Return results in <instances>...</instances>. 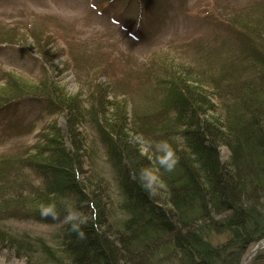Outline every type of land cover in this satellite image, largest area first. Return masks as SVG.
I'll return each instance as SVG.
<instances>
[{"label":"rangeland","instance_id":"1","mask_svg":"<svg viewBox=\"0 0 264 264\" xmlns=\"http://www.w3.org/2000/svg\"><path fill=\"white\" fill-rule=\"evenodd\" d=\"M260 26H264V0H0V231L59 245L64 224L26 218L7 202L43 190L42 174L28 161L38 149L57 143L61 132L69 149L72 123L83 169L79 180L86 181L87 190L93 189L99 198L101 228H110V239L117 231L132 236L131 263L140 255L137 261L142 264H172L177 253L167 234L158 238L142 233L146 231L143 224L123 226L129 217L124 205L129 191L122 180V165L109 156L106 126L118 133V126L126 124L124 132L138 143L132 147L148 156L150 163L157 142L171 137L181 141L184 125L175 109L182 98L192 102L193 96L205 109L193 88L197 85L212 104L208 116L218 122L210 120L228 132L224 108L239 98L231 85L254 81L264 87V80L257 81L258 74L264 76ZM10 32L14 35L9 36ZM24 82L42 87L48 95L27 93ZM53 89L74 97V114L64 108ZM229 154L226 146L219 148L222 164L228 162ZM253 157L236 166L233 181L241 180L245 192L263 194L264 172L256 178L246 172L245 166L249 171L260 166L257 160L252 162ZM228 169L235 172L233 166ZM177 178L169 182L178 185ZM17 184L23 186L15 192L12 188ZM161 190L157 192L161 199L168 194L175 198L166 187ZM174 191L185 193L179 188ZM68 199L77 202L71 194ZM196 200H187L178 211L186 212L189 219L200 216V211L218 219L211 203L205 205L207 210L198 209ZM83 205L84 213H93ZM259 205L264 206V199ZM225 238V234H213L209 243L220 245ZM114 243L121 248L120 242ZM256 245L246 246L243 260ZM260 251L244 264L263 263ZM0 264H27V260L0 244Z\"/></svg>","mask_w":264,"mask_h":264},{"label":"trees","instance_id":"2","mask_svg":"<svg viewBox=\"0 0 264 264\" xmlns=\"http://www.w3.org/2000/svg\"><path fill=\"white\" fill-rule=\"evenodd\" d=\"M261 27L264 26L259 28L260 32H263ZM8 34L14 35L13 32ZM258 78L257 81L264 80L261 74H258ZM253 82L249 81L246 86L244 82L236 81L231 85L236 89L239 98L237 103L234 101L235 104L231 106L226 103L227 107L224 108V119L229 123L228 132L220 129L210 120L213 118L218 122L217 118L208 116L207 112L212 104L202 94L201 87L197 88L196 85L193 88L197 98L202 97V104H205L206 110L199 108L193 96H190L192 102L184 98L180 100L182 104L176 107L175 111H179L178 119L183 120L181 141L174 137L169 138L168 141L175 149L179 163L174 172L163 174L166 190H169L175 198L168 194L167 199H161L157 193L149 194L141 186L137 178L138 172L143 167L151 166L148 156L142 155L138 148L132 147L134 143L136 145L138 143L129 132H124L123 127L125 128L126 124L123 127L118 126L120 129L118 133L113 131V127L106 126L110 131L106 139L109 156L122 165L125 172L122 180L129 191V199L124 204L129 217L124 221L123 226L143 224L146 231L141 230L142 233L151 232L158 238L167 234L171 240L168 243L172 244L177 253L172 264H240L246 246L257 244L264 238V206L259 205L260 200L264 199V193L245 192L241 180L233 181L238 171L236 166L253 156L255 159L253 157L252 162L257 160L260 166L256 169L252 168L253 171H249L251 169L245 166L248 176L256 178L261 170L264 172V87L262 83ZM24 88L27 93L46 94L38 85L26 83ZM53 90L52 93L59 97L64 108L70 114H74L76 110L74 97L68 96V98ZM104 121L110 123L107 119ZM71 125L72 123L67 134L71 144L69 149L63 145L64 133L55 130L57 134H61H58V142L53 141L50 145L38 149V154L37 152L33 154L28 161L29 166L42 174L43 190L31 192L28 197L9 199L8 202L11 203L7 202V204L11 205L16 213L19 211V215L40 219L42 218L38 211L40 203L54 200L57 208L62 212L65 201L72 203L68 199V195L71 194L76 197L77 202L72 203L76 208L83 211L84 205L82 207L80 203L85 202L86 209L89 207L93 209L89 223L83 227L86 238L79 239L75 233L68 230L67 225L62 226L61 241L58 246L48 245L40 239L31 241L27 236L14 237L8 232L0 231L2 248L7 249L17 258H26L27 264H65L66 262H69L68 264H137V262L142 264L141 260L137 261L141 259L140 255L138 258L136 256L134 263L130 262L131 254L128 257L131 235L117 231L114 238L110 239L108 237L110 228L108 226L101 228L103 217L99 209V198L93 189L87 190L89 186L86 181L82 183L79 180L80 173L83 172L80 148L73 132L74 128L70 130ZM134 131V135L137 136L139 132L135 129ZM221 146H226L230 152L228 162L225 164L219 159ZM228 166H233L235 172H231ZM175 178L179 180L178 185L169 182ZM24 184H26L25 180ZM201 184L207 188L202 190ZM22 186L23 184H17L12 189L18 192V188ZM177 188L185 193L176 194L174 189ZM193 198L197 199L198 209H206L205 205L211 203L212 213L218 219H213L207 212L202 214V211H200L202 215L196 216L197 219L185 218L186 212L178 209L186 206L187 200L192 202ZM206 198L209 200L207 201ZM88 199H90L89 204ZM131 228L133 230L134 226ZM211 232L225 234L224 243L220 245L209 243ZM114 240L120 242L122 249L115 245ZM156 243L154 242L153 245ZM259 255L261 258L264 257V249ZM250 262L256 263L257 260Z\"/></svg>","mask_w":264,"mask_h":264},{"label":"clouds","instance_id":"3","mask_svg":"<svg viewBox=\"0 0 264 264\" xmlns=\"http://www.w3.org/2000/svg\"><path fill=\"white\" fill-rule=\"evenodd\" d=\"M153 153L154 160L152 157H149L150 163L153 166L141 168L137 177L141 186L149 194H156L159 190L166 187L163 174L174 172L179 163V157L175 149L167 140L157 142L154 145ZM38 211L42 218H50L67 225L68 230L75 233L79 239L86 238L83 227L89 223V216L76 208L74 204L65 201L63 203V211L61 212L53 200L49 203H40Z\"/></svg>","mask_w":264,"mask_h":264},{"label":"water","instance_id":"4","mask_svg":"<svg viewBox=\"0 0 264 264\" xmlns=\"http://www.w3.org/2000/svg\"><path fill=\"white\" fill-rule=\"evenodd\" d=\"M263 247H264V242H262V244L260 243V245L258 244L256 246H254V248L251 249L250 254H248L246 256V258L242 261L241 264H244V262H246V260H248V258L251 256V254H255L259 249H261Z\"/></svg>","mask_w":264,"mask_h":264},{"label":"bare ground","instance_id":"5","mask_svg":"<svg viewBox=\"0 0 264 264\" xmlns=\"http://www.w3.org/2000/svg\"><path fill=\"white\" fill-rule=\"evenodd\" d=\"M92 215H93V213H92V214H91V213L88 214L89 217H92ZM211 235H213L212 232H211ZM262 242H264V238H263L262 240H260V242H258V244L260 245V243L262 244ZM262 249H264V247L261 248V249H259V251L262 250ZM247 254H250V252H248V253L246 252V253H245L246 256H247ZM252 257H253V254H251V256H250L248 259H251ZM242 261H243V259H242ZM242 261H241V263H242ZM241 263H240V264H241ZM244 263H245V262H244Z\"/></svg>","mask_w":264,"mask_h":264}]
</instances>
